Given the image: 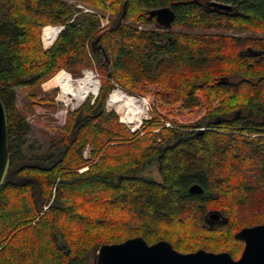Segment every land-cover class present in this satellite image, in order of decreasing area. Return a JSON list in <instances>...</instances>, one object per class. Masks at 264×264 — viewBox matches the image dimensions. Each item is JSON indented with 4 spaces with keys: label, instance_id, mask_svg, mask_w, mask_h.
<instances>
[{
    "label": "trees",
    "instance_id": "1",
    "mask_svg": "<svg viewBox=\"0 0 264 264\" xmlns=\"http://www.w3.org/2000/svg\"><path fill=\"white\" fill-rule=\"evenodd\" d=\"M199 1L0 0L9 152L0 264H94L100 245L135 236L184 253L240 255L235 232L264 223V37L184 30L264 33V0H213L232 12ZM159 7L173 10L172 27L149 16ZM147 23L154 27L137 28ZM47 26L63 28L44 47ZM61 69L72 77L94 69L98 92L66 112L45 152H30L26 113L55 111L40 85ZM114 85L151 103V117L134 131L107 109ZM154 161L159 180L141 175ZM192 184L202 193H190ZM212 209L227 221L208 228L203 218Z\"/></svg>",
    "mask_w": 264,
    "mask_h": 264
},
{
    "label": "water",
    "instance_id": "2",
    "mask_svg": "<svg viewBox=\"0 0 264 264\" xmlns=\"http://www.w3.org/2000/svg\"><path fill=\"white\" fill-rule=\"evenodd\" d=\"M209 5L217 9H232L230 4L219 1H210ZM148 14L155 17L157 23L163 27H170L174 20V12L168 7L151 9ZM53 27L59 28L58 33L63 28ZM204 129L201 127L196 133L201 135ZM8 168L7 121L4 105L0 100V186ZM188 191L200 194L203 188L199 184H192ZM226 221L227 217L216 209L207 211L203 218V224L208 228ZM235 236L243 241L238 258L232 257L228 251L197 249L184 253L176 250L167 240L149 244L143 237L135 236L118 243L100 245L96 250L94 264H264V223L242 227L235 232Z\"/></svg>",
    "mask_w": 264,
    "mask_h": 264
},
{
    "label": "rangeland",
    "instance_id": "3",
    "mask_svg": "<svg viewBox=\"0 0 264 264\" xmlns=\"http://www.w3.org/2000/svg\"><path fill=\"white\" fill-rule=\"evenodd\" d=\"M79 6H81V5H79ZM84 10H88V9L84 8ZM152 27H154V26L152 24H148V23L137 25V28H139V29H145V28L148 29V28H152ZM51 28H53V26H47V27L42 28L43 30L41 31V39H42V44L44 47L51 45L50 43L54 40V38L56 37V35L58 33V30H57L54 34L50 35L49 30ZM173 29L175 31H180V30L183 31V29L179 28L178 26H175ZM184 31H188V32H191L194 34L221 33L220 35H237V36L243 35V36H250V37H254V36H256V37L263 36L264 37V33H260V32L235 31L232 29H213V28H204L201 26L194 27L192 29L188 28V29H185ZM42 34H43L44 40L48 44L44 43L43 38H42ZM86 70H89V71H86ZM63 71H65V70L61 69V70L57 71L51 77L44 80L40 85L42 90L44 91V93H46L50 96H54V100L58 103V105L55 108V111L49 112L42 107L35 106V107H33L32 111L26 113V116H27L26 119H27L29 126H30V131L27 135L26 145H28L30 152H35V153L45 152L49 147L48 137L50 135H52L53 133H55L58 130L59 126H61L64 123L66 112L68 110H73L76 107H78L88 95L92 94V93L87 94V96L80 102L76 98H73L72 95L63 96V94H61L62 91H61L60 80H59V77H60V75L62 76L61 73ZM84 72L86 73V76L87 75L92 76V78H93V89L95 87H97V83H100V82H99V76L94 69L83 70L82 75L79 77H72L70 74L69 75L73 78V79L72 78L71 79L75 81V79L77 80V78L82 77ZM60 79H61V77H60ZM55 88L57 89V91L53 94L52 89H55ZM97 89H98V87L96 88V90ZM114 89H120L121 91H123L127 95H129L126 91H124L123 89H121L117 85H114V87L110 91V93ZM96 90H93V91H96ZM110 93H109V95H110ZM25 94H26V88L25 87L16 88V96H17V101H16L17 104L16 105L18 107L22 104V97ZM109 95L107 97V102H106L107 109L108 110H114L118 114L119 121L124 123L130 129V131H134V130L138 129L141 126V122L143 119H148L151 117V107H150L151 103H150V101L145 97L136 96V95H129V96H133V97L139 99L141 101V106L144 105L147 108V110H146V113L142 115L141 120L137 124V127H135V125L132 123H128V122L126 123L122 119V117L127 112L126 103L122 102L119 105L118 104H112L111 105L108 101ZM39 96H42V94H39ZM94 98H95V95L93 96L92 101L94 100ZM67 99H69V100H67ZM168 124L169 123H167V125ZM89 151H90V147L87 145L83 150V157L84 158L89 157ZM86 168H87L86 166L82 167V168L78 169V171L82 172ZM141 175L153 178L155 180H159L160 176H159V172L157 169L156 162L155 161L152 162V164L149 167H147L141 173ZM95 254H96V252H95ZM92 260H93V258L90 259V261H92Z\"/></svg>",
    "mask_w": 264,
    "mask_h": 264
},
{
    "label": "bare ground",
    "instance_id": "4",
    "mask_svg": "<svg viewBox=\"0 0 264 264\" xmlns=\"http://www.w3.org/2000/svg\"><path fill=\"white\" fill-rule=\"evenodd\" d=\"M59 28H51L49 34H54ZM75 84V85H74ZM99 83H97L98 87ZM61 94L63 96L72 95L73 98H76L79 102L82 101L87 94L93 89V78L91 75H87L81 79L72 80L71 77L63 73L60 79ZM95 87L93 90H96ZM69 100V99H67ZM66 101V100H65ZM109 103L112 104H121L122 102L126 103L127 112L122 117L123 121L126 123H132L137 127L138 122L141 120L143 114L146 113L147 108L143 105L141 106V101L133 96L127 95L125 92L120 89H114L108 98Z\"/></svg>",
    "mask_w": 264,
    "mask_h": 264
},
{
    "label": "flooded vegetation",
    "instance_id": "5",
    "mask_svg": "<svg viewBox=\"0 0 264 264\" xmlns=\"http://www.w3.org/2000/svg\"><path fill=\"white\" fill-rule=\"evenodd\" d=\"M210 1H213V0H201V1H199L198 3L201 4V5H203L204 7L213 8L212 6L209 5V2H210ZM214 9L219 10V11H225V12H227V11H231V12H232V10H233V9H231V10H223V9H217V8H214ZM153 19L155 20V23H156V24H159V23H157L155 17H153ZM159 25H160V24H159ZM172 26H173V21H172L170 27H172ZM170 27H169V28H170ZM174 27H175V26H174ZM238 257H239V256H238ZM238 257H236V258H238Z\"/></svg>",
    "mask_w": 264,
    "mask_h": 264
}]
</instances>
